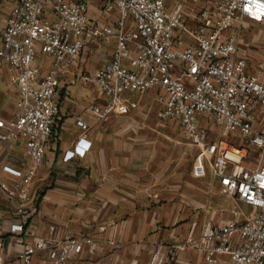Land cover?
Wrapping results in <instances>:
<instances>
[{
    "label": "built area",
    "instance_id": "2783aa9c",
    "mask_svg": "<svg viewBox=\"0 0 264 264\" xmlns=\"http://www.w3.org/2000/svg\"><path fill=\"white\" fill-rule=\"evenodd\" d=\"M6 1L0 63L17 95L12 116L0 117V264H35L38 255L39 264H71L94 244L52 224L41 232L32 188L54 137L61 84L91 42L113 39L107 62L74 75L102 96L89 106L92 115L107 122L137 108L129 93L154 94L158 118L179 124L196 148V172L209 173L235 202L222 226L203 224L197 248L204 264L224 255L232 264H264V61L252 69L240 41L246 20L264 31V0H212L202 8L198 0H102L101 15L117 14L106 23L90 17L86 0ZM90 147L80 137L63 160L83 158ZM166 256L158 245L148 264Z\"/></svg>",
    "mask_w": 264,
    "mask_h": 264
},
{
    "label": "crops",
    "instance_id": "0c3cea01",
    "mask_svg": "<svg viewBox=\"0 0 264 264\" xmlns=\"http://www.w3.org/2000/svg\"><path fill=\"white\" fill-rule=\"evenodd\" d=\"M175 1L165 0L169 6ZM86 2L92 19H117L115 13L100 14L102 0ZM211 2L198 0L197 6ZM10 7L9 2L0 7V32ZM251 23L258 24L246 20L241 32ZM113 47L114 39L109 44L91 42L60 86L54 137L32 188L40 231L52 224L62 236L94 240L71 264H148L158 245L167 255L164 264H204L197 248L201 228L207 221L222 226L230 217L231 199L218 192L209 173L196 172V148L183 137L179 124L158 118L161 106L156 109L154 94L129 93L137 108L114 114L107 122L92 115L89 106L102 104V96L97 88H82L74 75L101 67ZM245 56L250 64V55ZM16 95L11 75L0 63V117L12 116ZM78 119L85 125L78 126ZM80 137L91 142L89 151L83 158L64 161L65 152ZM12 149L23 157L21 147ZM220 260L219 264H232L227 255Z\"/></svg>",
    "mask_w": 264,
    "mask_h": 264
},
{
    "label": "rangeland",
    "instance_id": "374dc122",
    "mask_svg": "<svg viewBox=\"0 0 264 264\" xmlns=\"http://www.w3.org/2000/svg\"><path fill=\"white\" fill-rule=\"evenodd\" d=\"M7 5L8 2L6 0H0V7H6ZM241 34L242 35H240V41L244 46H249V48L243 46V53L245 55H250V66L253 69V67H255L259 62L264 61V49L262 47V43L264 41V31L259 24L251 23L249 28L245 31L243 30ZM247 38H249V41L247 40ZM156 106V109L159 110L161 105L158 103ZM218 192L220 193L219 189ZM234 203L235 202L231 200V205H229V209L232 208V205ZM237 206L244 212L248 211L247 208L241 203H237Z\"/></svg>",
    "mask_w": 264,
    "mask_h": 264
}]
</instances>
